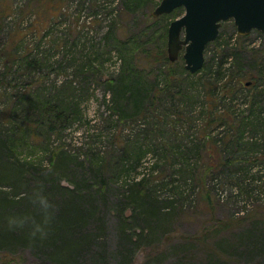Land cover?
<instances>
[{
  "label": "trees",
  "instance_id": "1",
  "mask_svg": "<svg viewBox=\"0 0 264 264\" xmlns=\"http://www.w3.org/2000/svg\"><path fill=\"white\" fill-rule=\"evenodd\" d=\"M81 1L92 3V8L103 7L101 0ZM67 2L69 0H29L21 3L27 10H18L17 7L12 10L6 1L0 0V20L14 15V12L17 16L23 14L22 20L28 14L34 15L29 25H21L11 31V43L2 39L0 28V97L7 100L0 103V253L9 254L14 250L12 247L21 245L33 247L36 252L52 258L54 264H112L107 260L101 241L105 237L102 232L110 221V209H114L113 218L122 240L118 250L121 259L114 264H130L139 244L149 243L148 246L152 247V240L159 239L160 242L155 243L160 245L161 239L169 238L166 234L168 220L178 202H184L187 185L196 190L205 179L209 183L208 190L210 187L212 191L224 189L231 191L232 195L255 196L259 200L264 194V156L260 158L254 154L264 155L263 67L242 64L238 74L233 69L237 59H249L245 56H252L254 52L242 49L233 54L226 52L214 64L205 59L203 68L194 73L182 64L183 57L175 60L182 68L183 76L193 78L200 72L201 79L208 77V82L200 81L197 86L203 87L211 110L206 116L209 120L207 125L218 124L222 132L210 133L206 143L173 141L169 146H162L163 143L152 145V142L144 141L132 145L134 137L139 139L148 134L149 119L163 115L180 119L186 117L187 109L194 110L199 97L196 88L193 89L196 83L194 86L191 83L187 89L183 86V78L171 80L172 75L158 73L154 69L160 59L167 64L175 63L166 53V24L159 50L152 48L143 31L132 35L128 32L131 27L116 19L105 30L103 42L105 37L111 42L106 51L96 52L82 44L79 50L78 44L65 50V45L54 44L49 49L62 50V60H59L57 52H53L58 59L53 61L51 52L47 54L37 45L17 46V42H23L29 32L37 36L46 27L45 21L57 17L59 11L63 12ZM123 5L122 14L125 15L137 9L133 6L135 0H123ZM174 11L159 17L176 14ZM125 15L121 16L122 20ZM103 45V48L107 47ZM112 51H117L120 64L116 67L117 72L104 79L106 108L93 127L87 116L84 117L83 103L88 98L83 93L76 94L73 90L66 95L56 92L54 96L50 91L53 88L46 84L48 87L41 86L28 98L34 105L32 110L30 104L19 101L22 98L17 99L18 94L13 93L16 86L8 88L14 84L12 80L28 78L26 76L36 71H44L46 76L50 75L47 70L55 66L64 71L65 60L69 61L66 57L72 55V61L76 63L79 60L73 66L75 80L60 83L62 88L70 89L76 80L94 79L98 67L104 65L105 53ZM226 62L229 65L225 67ZM243 67L246 68L242 70ZM210 70L213 75L207 74ZM250 75L254 81L244 86L242 78ZM226 76L227 79L232 78L230 83L238 77L236 83L240 88L247 87L248 92L241 93L234 86L226 85L227 82L223 81ZM13 95L15 99H12ZM35 97L36 101L32 99ZM241 97L243 102L237 103ZM221 102L227 106L219 112ZM238 105L244 107L241 106V111L237 112L234 107ZM164 106L167 110L163 109ZM134 119L148 121L132 127L130 123ZM81 122L89 123L81 143L84 154L53 144V137H60L65 130ZM134 131L135 135L131 133ZM102 145L108 148L104 150ZM21 150L42 153L45 158H22ZM202 151L209 155V161L200 157ZM148 154H152L156 164H171L173 170L169 169V176L167 167L162 165L160 175L153 181L145 175L135 180L131 178L135 163ZM177 173L182 174L179 179L173 177ZM166 176L171 178L164 179ZM157 179L160 181L155 182ZM149 181L154 183L148 186ZM162 185L171 187V194L167 196L170 206L164 205L160 194ZM243 211L240 217H234L233 213L218 218L213 229L207 228L202 237L192 238V242L200 243L202 240L206 243L207 236L212 233L227 231L229 225L236 222L250 221L245 229L240 230L235 243H231L229 238H221L227 235H218V239L209 241L212 246L206 259L187 260L182 255L173 264H226L231 245L236 248L233 253L241 249L249 259L258 258L259 263L264 264V205ZM186 251L188 249H182V252Z\"/></svg>",
  "mask_w": 264,
  "mask_h": 264
},
{
  "label": "rangeland",
  "instance_id": "2",
  "mask_svg": "<svg viewBox=\"0 0 264 264\" xmlns=\"http://www.w3.org/2000/svg\"><path fill=\"white\" fill-rule=\"evenodd\" d=\"M2 1H6L10 5L12 10L16 7L18 8V10H27L26 6H23L21 3L25 4L29 0ZM119 1V3H116L117 1L113 2L112 0H101L103 7L96 8L94 6V8H92L90 6L92 3L84 1L80 2V0H69V2H67L68 4L66 3L62 10L63 12L59 11L57 17H51L45 21L44 26L46 27L43 30L39 31L37 33V36H35L34 33L29 32L23 42H17V46L29 47V45L31 46L32 44H34L35 46L37 45L38 49L47 52V54L51 52V56L54 57L52 58L53 61L58 60L53 52H57L60 58L59 60H62V50H60L59 48L49 49L50 45L53 46L54 44L65 45V50L74 46V44H78L77 49L79 50L81 46L80 44H82L95 50L96 52H99L100 50L106 51L107 49H109V46H111V42L106 39V37L103 42L105 30L108 27V24L116 19L118 21L121 20L122 23L124 25H128L129 28L131 27V30L128 32L132 35H135L136 31H143L145 38L150 41L152 48L155 50H159L162 44V32L165 24L169 27V22L176 19L177 17H180L185 11L182 7L177 9V11H174L176 12V14L166 15V17H156L153 16L152 12L161 0H135V5L133 6L134 8H137L135 9L136 11L130 12L129 14L125 15L126 13L122 14L124 9L123 0ZM95 10H97L98 13H94ZM94 14H97V17H99L100 19L96 20L97 17ZM12 15L8 16L7 18L2 17V20H0L2 39H4V41L7 40L8 43H11L12 41L10 37L11 31L19 29L21 25H29L28 23L30 22V20L34 18V15L29 16L28 14L25 16V19L22 20V17L24 16L23 14L17 16V14H15L14 12V15ZM122 15H125L123 20L121 19ZM149 35L151 37H149ZM239 35L241 34L238 33L237 26L235 25L233 18L222 21L218 33L219 38L215 41H212V43H210L206 49V61L214 64L215 62L218 63V61L225 56L226 52H228L229 54H233V52H239V50L241 49L242 51L251 50L252 52H254V56H248V54L245 57L249 59H237L235 65L233 66V69L235 70V73L238 74L239 70H241L240 66L242 64L253 67L257 64L263 67L264 76V32L252 30L247 35H241L243 37H240ZM167 40L166 53L168 55ZM103 44H105V46L107 45V47L103 48ZM111 48H114V46ZM96 55L97 58L100 59V55H98V53ZM180 57L182 58V52L177 59H180ZM253 57H256L257 59H254ZM66 58H68L69 61H63V63L65 62L66 64L64 71H61L62 69L58 68L57 66H53L54 69L47 70V72L50 73L49 76H46L44 71L41 73H39V71H36L26 76L28 78H24L19 81H16L15 79L12 80L14 84L8 88L10 89L13 86H16L13 93L18 94L17 99L22 98V100L19 101L30 104L32 110L34 105L29 101L28 98L32 97L34 93H37L38 88H40L41 86L44 88L51 86L53 89L50 91L52 95L54 94V96L57 95L58 92H60V94L65 93L66 95V92L73 90H76V94L83 93L87 96L86 98H88L83 103L84 117L87 116L88 120H90V125L93 127V125L97 123L96 121L98 120V118L101 117V111L106 108V104L104 103V97L106 94L104 79L106 77H109V75L113 74L114 72H117L116 67H119L120 64V59L117 56V51H112V53H105L103 57L104 65L98 67V73L96 74V76H93L94 79H84L85 81L83 79L76 80V83L74 82V84L71 85L70 89L62 88L60 83L63 80H75L73 66L77 62H79V60L76 63L72 61V55L67 56ZM173 62H175V60ZM182 64L185 65L184 59ZM228 65L229 62H226L225 67ZM246 67H243L242 70ZM154 69H157L158 73L172 75L171 80L183 78V86L187 87V89L191 87V83L192 86H194L196 83V86L193 87V89L196 88L199 97L195 102V109L192 111L187 109V113H184L186 114L185 118L180 117V119H178L175 116L166 117L163 115L161 117L149 119L151 120V122H149V128L147 126L148 134H146V136H142L139 139L137 137H134L131 140L132 145L135 144V142L144 141L152 142V145H161L163 143L164 145L162 146H169L173 141L183 143H190L191 141L195 143L201 141L202 143H206L208 142L207 137H209L210 133L217 134L222 132V128L218 124L207 125V122H209V120L206 116L208 115V111L210 113L211 110L209 109L205 100L206 96L202 90L203 87L201 85L197 86L198 82L200 81L204 83L208 82V77L205 76L201 79L200 72L193 78L183 76L182 68L178 66L176 62L173 64H167L163 59L159 60V63L154 67ZM207 74L213 75L211 70ZM228 74L229 73H226V75ZM237 79L238 77L235 80L233 79V82L230 83V81H232V78L230 77L229 79H227L226 76L223 81L227 82L226 85L228 86H234L236 89L240 90L241 93H247V87L240 88V85L236 83ZM252 80L254 81V78L251 75L246 76V78H242L243 85L249 86L247 82H251ZM46 84H48V86ZM219 92L220 91H218V93ZM36 97L32 99L36 101ZM12 99H15V95L12 96ZM6 101L7 100L5 98L0 97V103H4ZM236 102L242 103L243 98L241 97V99L236 100ZM225 104L226 103L224 102L220 103L221 106H219V112H222L223 109L227 106ZM241 106L242 105H238L234 108L238 112L241 111ZM163 109L167 110V107L164 106ZM146 121L148 120L134 119L133 123H130V125L132 124L131 126L135 127L136 124ZM152 123H154V125ZM88 124L81 122L71 126L69 129L65 130L63 132V135H61L60 137H53V144L55 146H61L64 149L77 152V154H84V149L81 147V143L85 139L86 132L84 131ZM151 127H154V129L150 130ZM131 133L135 135L136 131ZM101 148L106 150L108 146L102 145ZM19 153L22 158H25L27 156H32V158L36 159L45 158L42 153L35 154V152H31L30 150H21ZM200 154V157L204 161H209V155L207 153L202 151L200 152ZM254 155L259 156L260 158L264 156L263 154L260 155L258 153H255ZM169 162L170 159L168 163ZM154 163L155 160L152 154H148L146 157H143L140 162L135 163V169L132 171L131 178L134 177L135 180L136 177L145 175L146 178L153 181V179L158 178V176L160 175L162 165L167 167L166 173L168 174V176L169 169L171 171L173 170L171 164L168 166L161 162L158 164ZM163 173L164 172H162V174ZM180 174L181 173H177L176 175H173V177L179 179ZM168 176H166L164 179L171 178ZM158 181L160 180H155V182ZM63 182L65 183V181ZM153 183L150 184L149 181V184L147 185L149 186ZM208 186L209 183H206L205 179L203 184L199 183L197 185L196 190H194L193 187L190 188L189 185H187L186 192L184 193V202H178L177 207L173 209V212L170 215L171 219L168 220L169 224L166 227V234L167 236H169V238H167L166 240L161 239L160 245H158V243H155L160 242L159 239L152 240L151 242H154L151 245L152 247L148 246L149 243L139 244L134 249L130 264H173L182 255L186 256L187 260L196 258L200 259L202 257L206 259V256L208 255L207 252L212 246V242L209 241L214 238L218 239V235L222 234L227 236H220L221 238H229L231 243H235L234 239L236 238V236H240V230L245 229L249 225L250 221L236 222L235 225H229L230 228L227 231L218 232L216 235L212 233V235L207 236L206 243H204V241L202 240V243L192 242L194 241L192 240V238L199 237V235H201L202 233L204 234L205 229L207 228H210V230L213 229L212 226L213 224L217 223L218 218H225L233 213H235L234 217H240L242 216V214H244L243 210L256 208L259 204L264 205V194H262L259 197L260 199L257 200L255 199V196L248 198L244 194H240L239 196H237V194L232 195L231 191H224V189H216L212 191L210 187L208 190ZM160 188V194L164 201V205L170 206V201H168L169 197L167 196H170L171 194V187L162 185ZM199 188L201 190H199ZM19 194H23V192H20ZM110 212V221L108 227H106L102 232V235L105 237L104 239H102L101 244L102 249L106 252L107 260L109 261V263L114 264L118 259H121V255L120 253H118V250L121 249L120 245L122 240L119 229L114 220L115 217L113 218L114 209H110ZM202 236L203 235H201V237ZM231 246L232 247L226 257L228 258V262L226 264H260L258 258L249 259L241 249L239 250V252H237V250L235 251V253H233L236 248H234V245ZM12 248L14 250L9 251V254L0 253V264H54L52 258L49 259L47 256L36 252V250L31 246L17 245L16 247ZM182 249H188V251L182 252Z\"/></svg>",
  "mask_w": 264,
  "mask_h": 264
},
{
  "label": "water",
  "instance_id": "3",
  "mask_svg": "<svg viewBox=\"0 0 264 264\" xmlns=\"http://www.w3.org/2000/svg\"><path fill=\"white\" fill-rule=\"evenodd\" d=\"M180 7L184 13L168 27V56L174 61L182 52L185 68L193 73L203 68L206 46L217 38L222 21L233 18L241 35L264 32V0H161L152 14Z\"/></svg>",
  "mask_w": 264,
  "mask_h": 264
},
{
  "label": "bare ground",
  "instance_id": "4",
  "mask_svg": "<svg viewBox=\"0 0 264 264\" xmlns=\"http://www.w3.org/2000/svg\"><path fill=\"white\" fill-rule=\"evenodd\" d=\"M206 50V49H205ZM206 56V55H205ZM206 58V57H205Z\"/></svg>",
  "mask_w": 264,
  "mask_h": 264
}]
</instances>
